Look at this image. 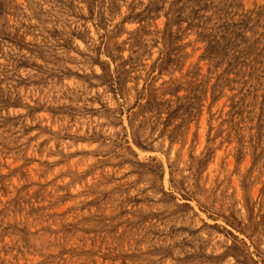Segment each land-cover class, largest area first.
I'll use <instances>...</instances> for the list:
<instances>
[{"label": "rangeland", "instance_id": "obj_1", "mask_svg": "<svg viewBox=\"0 0 264 264\" xmlns=\"http://www.w3.org/2000/svg\"><path fill=\"white\" fill-rule=\"evenodd\" d=\"M0 264H264V0H0Z\"/></svg>", "mask_w": 264, "mask_h": 264}]
</instances>
